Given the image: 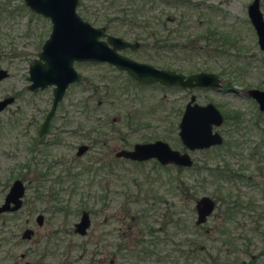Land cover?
<instances>
[{"label": "rangeland", "instance_id": "1", "mask_svg": "<svg viewBox=\"0 0 264 264\" xmlns=\"http://www.w3.org/2000/svg\"><path fill=\"white\" fill-rule=\"evenodd\" d=\"M112 1L119 4L126 0H78L76 11L99 26L106 13L112 16L111 10H106ZM186 1L191 6L163 5L156 0L147 10L154 21L167 12L185 11L187 29L195 34L205 29L213 32L211 45L205 48L208 54H167L169 69L177 71L182 66L184 70L178 72L184 74L214 72L221 89L136 87L110 65L75 62L73 67L82 80L65 90L45 137L51 142L32 149L38 125L50 106L51 87L30 93L25 78L50 23L31 12L22 0H0V68L8 72L0 81V99L15 98L0 112V201L10 182L21 179L23 204L11 228L19 233L30 227L35 232L29 241L13 239L3 244L0 264L24 260L31 264H184L182 257L174 261L175 254L166 255L185 239L199 241L206 249L199 261L190 264H264V114H259L256 103L245 95L252 87L264 90V52L258 49L246 15L251 0ZM259 10L264 20V0H259ZM114 25L118 27L117 21ZM122 29L114 33L130 40L129 35H122ZM225 36L235 46L221 39ZM121 53L142 61L138 51ZM106 83L123 85L126 91L118 89L112 97L101 92L98 106L90 104L92 110L83 111L81 101L89 96L92 86L101 89ZM191 93L198 104L212 103L225 118L216 127L223 139L220 145L189 152L193 169L178 176L173 170L165 175L152 160L136 164L124 159L111 172L94 175V169L81 170L91 159L99 158L102 163L117 149L137 142L160 139L181 150L177 123ZM93 140L98 142L93 144ZM79 144L89 148L76 156ZM215 166L228 167L239 176L222 179L209 174L208 169ZM38 172L43 175L35 181ZM176 177L189 184V191H195L193 199L184 191L166 190L164 181ZM36 182L42 185L38 199ZM47 188L56 193L55 202L47 201ZM202 195L214 198L217 208L202 228H197L193 205ZM228 200L235 201L237 208L228 223H222ZM59 206L63 211L57 210ZM82 209L91 212L90 225L86 234L79 236L72 232V224ZM37 213L44 217L40 228L33 221ZM132 216L137 223H130ZM214 226L229 232L233 246L223 244L218 232L215 238ZM139 239L144 241L139 244ZM152 241H157L155 246ZM119 245L124 247L111 254ZM144 248L153 249V253L143 255L139 251Z\"/></svg>", "mask_w": 264, "mask_h": 264}, {"label": "water", "instance_id": "2", "mask_svg": "<svg viewBox=\"0 0 264 264\" xmlns=\"http://www.w3.org/2000/svg\"><path fill=\"white\" fill-rule=\"evenodd\" d=\"M22 1L31 12L48 19L50 23V31L37 53V58L28 65L26 77L27 89L30 91L52 87L51 107L41 125V131L46 128L66 87L80 79V75L72 66L74 61L107 63L117 70L124 71L139 85L159 84L186 89L221 88L220 79L214 72L199 71L184 74L155 67L121 54L119 51L134 50L137 44L107 34L103 27L93 26L82 19L76 11L78 0ZM246 15L255 32L258 49L264 51V20L259 10V0H251L247 4ZM5 77H7L6 70L0 68V80ZM246 94L257 104L259 110H264V90L250 88ZM10 102L11 98L0 100V110ZM221 122V113L212 103L198 104L195 95L190 94L177 123V137L184 148L183 151L171 148L167 142L156 139L134 143L129 149H118L114 152V156L135 162L154 160L159 165L188 168L193 163L190 151L206 149L222 142L221 135L213 130V127L219 126ZM87 148V145L80 144L75 154L80 156ZM23 191V183L19 179L14 180L0 205V213L17 210L21 206ZM193 207L194 223L200 225L212 213L214 200L202 195L194 201ZM41 219L40 215L36 216V223L41 224ZM88 226V214L82 211L73 230L83 236ZM31 233L30 229L25 228L21 237L28 239Z\"/></svg>", "mask_w": 264, "mask_h": 264}, {"label": "trees", "instance_id": "3", "mask_svg": "<svg viewBox=\"0 0 264 264\" xmlns=\"http://www.w3.org/2000/svg\"><path fill=\"white\" fill-rule=\"evenodd\" d=\"M156 0H126L122 3L115 4V2H109V5L106 7V10H111L112 16H108L107 13L100 20L94 18V20H99L100 25L104 26L107 32L113 34L114 32L120 31L122 29V35L126 34L130 36L131 41H135L138 43V55L139 58L146 63H149L155 67L159 68H168L170 67V63L166 59L167 54H175L182 53L185 55L191 54H208V49L206 47L211 45L210 37L213 36V32L205 29V31H199L198 33H194L190 31L185 26L184 15L185 11H180L178 13H164L159 17H156L154 21L152 17L148 15L147 10L150 9ZM163 5L172 4L175 7L183 6L189 4L186 0H160ZM117 21L118 27L114 25V22ZM117 35L116 33H114ZM113 34V35H114ZM131 34V35H130ZM221 39L230 40L227 36L221 37ZM202 42V43H201ZM225 43V42H224ZM228 44H232L231 46H235L234 41H228ZM216 51V48H214ZM165 55V56H164ZM179 70H184V67H178ZM188 73H191L188 71ZM127 80L131 81L133 85L136 87H145L147 85H138L135 81L131 80L127 76ZM113 83V82H111ZM158 85V84H156ZM159 87H163L158 85ZM226 86V85H224ZM100 87L92 86L91 93L88 97L84 98L81 103L83 107V111L89 112L92 110L90 108V104L92 106L97 107L98 104L102 101L103 96H99V93L106 94L107 96H114V92L118 89L126 91V87L121 86H110L108 83L104 84L101 89ZM166 88V87H165ZM227 118V117H226ZM92 130V129H91ZM98 140H93V144H96ZM91 143V145H92ZM99 153V152H98ZM106 155V154H105ZM120 160L124 159H116L114 157H107L104 162L100 163L99 158H95V160H90L89 165L81 166L82 171L89 172L91 169H94V175L98 174L101 169H104L101 173L111 172L112 168H115L117 163ZM129 161V160H126ZM132 163H143V162H133ZM152 163L156 165L159 169L165 171V175L170 173L171 170L176 172L178 176L182 171L193 169L178 167L174 165H159L156 161L152 160ZM96 164V165H95ZM208 169V168H207ZM209 174H216L218 177L222 179H230L233 177H238V174H235L234 171L229 169L228 167L219 168L218 166L213 167L212 169H208ZM153 181H151L152 183ZM150 183V184H151ZM164 185L166 186L167 191H184V194L188 196V198L193 199L195 191H189L190 186L180 177H176L175 179H166L164 181ZM192 190L194 188L192 187ZM176 193V192H174ZM197 228H202L201 225H195ZM150 231V230H149ZM223 229L219 231V235H224ZM198 237V235H197ZM223 244L225 243V238L223 237ZM157 241H152L151 245L155 246ZM176 247L170 250L167 253V257L174 255V261L182 257L185 262L189 260V264L192 260L199 261V256L206 251V249L202 248V244L199 241H194V239H185L177 244ZM143 255L153 253L152 250H148L147 248L141 249ZM138 252V254H139ZM210 254V253H208Z\"/></svg>", "mask_w": 264, "mask_h": 264}, {"label": "flooded vegetation", "instance_id": "4", "mask_svg": "<svg viewBox=\"0 0 264 264\" xmlns=\"http://www.w3.org/2000/svg\"><path fill=\"white\" fill-rule=\"evenodd\" d=\"M86 21V20H85ZM92 25V24H91ZM96 27H103L104 28V30H105V32L107 33V34H110V35H113V34H111V33H109V32H107V30L105 29V27L104 26H102V25H99V26H96ZM114 36H117V35H114ZM118 37H120V36H118ZM122 38V37H121ZM124 39V38H123ZM125 40H127V39H125ZM127 41H130V42H134V43H136L137 44V46H136V48L134 49V50H130V51H137V49H138V43L137 42H135V41H131V40H127ZM43 43V42H42ZM42 45V44H41ZM41 47V46H40ZM124 50H129V49H124ZM40 51V50H39ZM38 51V52H39ZM121 51H123V50H121ZM121 51H119L120 53H121ZM262 52H264V51H262ZM121 54H123V53H121ZM123 55H125V54H123ZM127 56V55H126ZM36 58H37V55H36ZM131 58V57H130ZM35 59V58H34ZM33 59V60H34ZM133 59V58H132ZM32 60V61H33ZM135 60V59H134ZM31 61V62H32ZM138 61V60H137ZM141 62H143V61H141ZM73 63H75V61L73 62ZM73 63H72V66H73ZM77 63H84V62H77ZM87 63H95V62H87ZM105 64H107V63H105ZM107 65H109V64H107ZM111 66V65H110ZM113 67V66H112ZM74 68V67H73ZM115 68V67H114ZM28 69V68H27ZM116 69V68H115ZM168 69V68H167ZM5 70V69H4ZM117 70V69H116ZM172 70V69H171ZM76 71V70H75ZM117 71H120V70H117ZM175 71V70H174ZM6 72H7V70H6ZM77 72V71H76ZM120 72H122V73H124L126 76H128L124 71H120ZM176 72H178V71H176ZM78 73V72H77ZM180 73H182V72H180ZM79 74V73H78ZM80 75V74H79ZM7 77H8V72H7ZM27 77V76H26ZM129 77V76H128ZM219 77V76H218ZM6 78V77H5ZM5 78H3V79H5ZM2 79V80H3ZM26 79V78H25ZM220 79V78H219ZM82 80V77H81V75H80V79H79V81H81ZM132 80V79H131ZM1 81V80H0ZM27 81V80H26ZM79 81H77V82H74V83H71V84H69L68 86H70V85H72V84H75V83H78ZM27 85H28V81H27ZM27 85H26V90L28 91V92H30V93H37V92H39V91H42V90H44L45 88H47V87H51V86H47V87H45V88H43V89H38V90H36V91H30V90H28L27 89ZM139 85V84H138ZM159 85V84H158ZM220 85H221V82H220ZM67 86V87H68ZM148 86V85H147ZM161 86V85H160ZM67 87H66V89H67ZM163 87H165V86H163ZM170 88H172V87H170ZM178 88H180V87H178ZM252 88H254V87H252ZM51 89H52V87H51ZM65 89V90H66ZM183 89H186V88H183ZM194 89H205V88H194ZM208 89H210V88H208ZM212 89V88H211ZM221 89V88H220ZM250 89V88H249ZM258 89V88H257ZM248 89H246V91H247ZM261 90V89H260ZM246 91H245V95L247 96V97H249L247 94H246ZM50 92H51V90H50ZM64 93H65V91H64ZM64 93H63V96H62V98H61V100L63 99V97H64ZM191 94H193V93H191ZM5 98H11V102L10 103H7L1 110H0V112L6 107V106H8L9 104H11L12 102H13V100L15 99L14 97H12V96H7V97H3V98H1L0 100H3V99H5ZM86 98V97H85ZM250 98V97H249ZM51 99H52V94H51ZM51 99H50V106H49V109H50V107H51ZM61 100L57 103V105H56V107H55V109H54V111H53V113H52V115H51V117H50V119H49V121H48V124H47V126H46V128L43 130V131H41V125H42V123H43V121H44V119H45V117H46V114L48 113V111H49V109L47 110V112L45 113V115H44V117H43V119L41 120V122L39 123V125H38V128H37V130H36V138L34 139V142H33V146H32V149H34L37 145H47V144H49L50 142H48L47 140H45V137H46V135H47V133L49 132V130L51 129V121H52V118L54 117V115H55V112H56V109H57V107H58V105H59V103L61 102ZM257 105V104H256ZM184 107V106H183ZM183 110V109H182ZM257 110H258V112H259V114H264V110L263 111H261V110H259L258 109V107H257ZM220 112V111H219ZM221 116H222V122L220 123V125L223 123V121L225 120V118H224V116L221 114ZM257 123V122H256ZM219 125V126H220ZM219 126H217V128L219 127ZM217 128L216 127H213V130H215V131H217ZM218 132V131H217ZM219 133V132H218ZM220 134V133H219ZM221 135V134H220ZM221 138H222V135H221ZM223 140V139H222ZM222 143V142H221ZM220 143V144H221ZM134 144V143H133ZM132 144V145H133ZM219 144V145H220ZM80 145V144H79ZM79 145H77V147L79 146ZM85 145H87V144H85ZM88 146V145H87ZM214 146H218V145H214ZM214 146H211V147H214ZM76 147V148H77ZM182 147V146H181ZM211 147H209V148H211ZM88 148H89V146H88ZM88 148H87V150H88ZM131 148V147H130ZM209 148H206V149H209ZM121 149V148H120ZM125 149H129V148H125ZM206 149H200V150H206ZM86 150V151H87ZM118 150V149H117ZM184 150V148L182 147V149L180 150V151H183ZM76 151V150H75ZM85 151V152H86ZM196 151V150H195ZM84 152V153H85ZM76 155V154H75ZM77 156V155H76ZM113 157L114 158H116L115 156H114V153H113ZM116 159H118V158H116ZM126 160V159H125ZM130 161V160H129ZM184 168H186V167H184ZM101 171H104V169H101ZM38 174V177L36 178V180L35 181H38L39 179H41V176L43 175V174H41L40 172H38L37 173ZM16 179H19V178H15V179H13L11 182H10V184H9V186H8V188H7V190H6V192H5V194L3 195V197H2V200L0 201V205L3 203V201H4V197H5V195L7 194V192H8V189H9V187H10V185H11V183L14 181V180H16ZM22 183H23V181L21 180V179H19ZM40 186H42L41 184H39V183H37L36 182V184H35V191H34V193H35V196H36V198L38 199V198H41L42 197V195H40V191H39V187ZM23 187H24V191H23V195H24V192H25V186H24V183H23ZM47 190V193H46V198H47V201L48 202H55V197H56V193L53 191V190H51V189H46ZM23 195H22V197H21V206L17 209V210H15V211H6V212H2V213H0V247H2V245L3 244H5V243H9V241L10 240H13V239H16L19 243H23V242H25V241H29L30 239H32V237L34 236V230L32 229V228H30V227H24V228H22L21 229V231L19 232V233H17V229H15V231L14 230H12V228H11V224H14L15 222V220H17V219H19V212H20V209H21V207H22V199H23ZM212 198V197H211ZM213 200H214V208H213V211H212V213L211 214H213V212H214V210L217 208V202H216V200L214 199V198H212ZM56 208H58L57 210H62L63 211V208L62 207H56ZM236 208H237V204L235 203V201H230V200H228V201H225V216L224 217H221V220H222V223H228V221L232 218V213H233V209L234 210H236ZM82 211H86L87 212V214H88V217H89V225H90V216H89V214L91 213V212H88L87 210H84V209H82L81 211H80V213H79V217H80V214H81V212ZM145 212V211H144ZM143 212V213H144ZM211 214L209 215V216H211ZM38 215H40L41 217H42V219H41V224H37L36 223V221H35V218H36V216H38ZM145 215V213L143 214V216ZM79 217H78V219H79ZM136 218V217H135ZM135 218L132 216L130 219H129V221H130V223H137V220H135ZM208 218V217H207ZM207 220V219H206ZM33 221H34V224L38 227V228H40L42 225H43V221H44V217H43V215L41 214V213H37V214H35V216H34V218H33ZM78 221V220H77ZM76 221V222H77ZM76 222H74L73 224H72V232L74 233V234H76L75 232H74V224L76 223ZM141 222V221H140ZM206 222V221H205ZM204 222V223H205ZM204 223H202V224H204ZM195 224V223H194ZM202 224H200V225H202ZM196 225V224H195ZM89 227V226H88ZM25 228H28V229H30L31 231H32V233H31V235H30V237L28 238V239H24V238H22L21 237V234L23 233V230L25 229ZM129 228V227H128ZM88 229V228H87ZM87 229H86V232H87ZM221 230V228H219L218 229V226H214L213 227V235H215V238H216V233L218 232L219 233V231ZM139 232V231H138ZM86 234V233H85ZM76 235H79V234H76ZM144 235H146V233H144ZM79 236H81V235H79ZM84 236V235H83ZM223 237L225 238V245H229V246H233V241H232V238H230L229 237V232L228 231H224V235H223ZM141 238V237H140ZM229 238V239H228ZM215 239H213V241H214ZM230 240V241H229ZM144 240H142V239H139V240H137V243H139V244H141L142 242H143ZM124 246L123 245H119L118 247H117V251L116 250H114V252L113 253H111V254H113V255H115L116 254V252H118L119 250H120V248H123ZM19 258L20 259H23L24 258V254L23 253H20L19 254ZM24 262H28V263H30L29 261H27V260H24L21 264H23ZM31 264V263H30Z\"/></svg>", "mask_w": 264, "mask_h": 264}]
</instances>
